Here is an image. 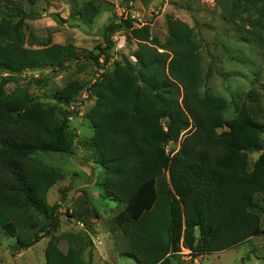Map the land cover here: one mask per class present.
I'll use <instances>...</instances> for the list:
<instances>
[{
    "label": "trees",
    "instance_id": "1",
    "mask_svg": "<svg viewBox=\"0 0 264 264\" xmlns=\"http://www.w3.org/2000/svg\"><path fill=\"white\" fill-rule=\"evenodd\" d=\"M239 1L247 11L259 8L250 24L264 28V0ZM96 13L90 3L84 6L85 20ZM122 29L137 41L135 62L113 61L110 71L112 37ZM18 34V23L0 20V75L50 69L55 77L72 64L81 70L79 63L105 70L91 87L96 102L86 118L93 134L83 144L103 172L101 197L120 209L113 221L126 238L121 256L135 264H186L179 261L182 247L193 259L264 235L262 125L239 105L225 119L226 101L199 92L201 59L185 24L168 23V41L159 51L146 26L135 28L131 19L111 22L93 56L72 45L27 48L15 39ZM11 80L0 77V230L15 239L17 251L49 237L45 264H92L86 234L66 235L67 250L59 248L54 233L60 205H50L47 196L63 174L36 158L72 153L68 106L84 86L72 81L56 91L59 106H43L26 94L6 103L4 86ZM170 142L179 143L173 154L165 148ZM249 150L260 153L251 169ZM71 212L85 225L83 212Z\"/></svg>",
    "mask_w": 264,
    "mask_h": 264
},
{
    "label": "rangeland",
    "instance_id": "2",
    "mask_svg": "<svg viewBox=\"0 0 264 264\" xmlns=\"http://www.w3.org/2000/svg\"><path fill=\"white\" fill-rule=\"evenodd\" d=\"M89 3L97 8V13L87 21L83 14L84 6ZM239 4V0H0V20L18 23L19 34L15 39L24 47L72 45L92 56L99 53L98 45L104 46V28L111 22L131 19L135 28L146 26L151 37L158 41L155 47L163 51L160 48L168 41V23L180 21L190 30L198 46L202 68L199 92L226 101L225 119L235 116L236 105L249 107L262 125L259 141L264 145V28L250 24L259 17V8L247 11L238 7ZM55 14L64 22H55ZM112 39L115 44L106 69H113V61L128 60L133 64L131 55L137 41L129 38L123 29ZM99 61L102 63L103 58ZM79 65L81 70L72 64L69 70L55 77L51 76L50 69L25 70L20 76L1 74L0 77L12 79L4 86L10 96L6 103L26 94L43 106H59L56 91L72 81L84 86L68 106L72 111L68 119L72 153L36 155L45 166L63 174V180L47 196L50 205H60L59 226L54 236L60 238L59 248L66 251L69 246L66 235H88L92 241V264H135L121 256L126 238L113 221L120 209L101 197L98 183L103 179V172L93 164L92 151L83 144L93 134L86 118L96 102V93L91 87L105 70ZM178 147L179 143L170 142L165 148L168 154H173ZM259 154L249 150V169ZM85 199L87 206L81 204ZM85 207L88 209L84 210ZM74 209L78 214L83 212L85 225L71 216ZM261 226L264 228V216ZM49 240L45 237L30 248L17 251L15 239L0 230V264H45L44 252ZM178 255L179 261L186 264H264V235L221 253L192 259L190 251L182 247Z\"/></svg>",
    "mask_w": 264,
    "mask_h": 264
}]
</instances>
